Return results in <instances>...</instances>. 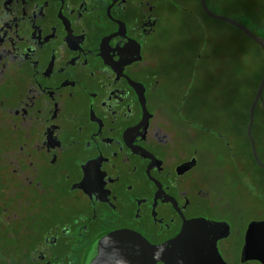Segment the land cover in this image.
<instances>
[{"label": "flooded vegetation", "instance_id": "af4514ba", "mask_svg": "<svg viewBox=\"0 0 264 264\" xmlns=\"http://www.w3.org/2000/svg\"><path fill=\"white\" fill-rule=\"evenodd\" d=\"M172 7L0 0V264H91L95 242L118 232L139 236L144 253L200 218L229 224L218 241L226 264H259L241 261L252 221L237 251L229 243L228 206L209 175L218 159L228 171L229 142L196 130L204 127L190 112L182 118L173 96L163 101L170 62L154 44L169 24L202 15ZM231 170L243 183L242 168Z\"/></svg>", "mask_w": 264, "mask_h": 264}, {"label": "rangeland", "instance_id": "374dc122", "mask_svg": "<svg viewBox=\"0 0 264 264\" xmlns=\"http://www.w3.org/2000/svg\"><path fill=\"white\" fill-rule=\"evenodd\" d=\"M171 3L177 9L182 8L186 10V13H192L190 16L201 15L197 0H171ZM208 5L213 13L236 21L243 19L236 10L244 8L255 14L260 13L264 17V0H208ZM174 7H172L175 10L173 12L177 13L178 11ZM201 21L205 29L203 33L200 32L201 30L197 31L194 27H185L180 23L169 24L166 34L158 42H155L154 53L157 58L170 62V65L166 67L169 71L165 70L168 73L170 96L163 101L168 105L173 96L172 99H175L177 103L176 109L178 105L184 106V112H181L182 118L185 111L186 113L190 112L191 115L195 112V117H201L202 113L213 111L215 108L210 104H212V97L216 95L231 99L225 109H220L216 104L215 116L217 118L215 121L220 131L226 135V140L235 156L227 164L228 171L221 172L220 166H217L220 160L217 158L216 167L210 165L208 168L212 169V173L209 175L213 178V186L216 183L222 192L218 193V202L228 206L226 216L232 223V235L228 241L235 246L237 251L241 243L242 231L248 222L264 221V173L250 160L249 151L244 141V117L242 114L244 112L242 107L245 100L244 95L246 90L250 92L254 88L252 76L261 69L262 57L252 49L247 40L225 23L214 22L202 15ZM247 21L250 29L259 34L258 25L249 19ZM239 46L241 47L238 52ZM249 50L254 53V57L250 59L247 55L244 56ZM251 72L254 73L250 76ZM179 80L182 81L183 91L177 85ZM176 95L183 96L181 103H179V98H175ZM201 103L204 104L203 107ZM196 105L200 106L201 112H197ZM208 125L204 126V130L202 128L196 130L200 132L211 130L212 123ZM260 131L264 132V127L260 128ZM256 139L259 140L257 137ZM257 147L264 155V135L263 138H260V146L258 144ZM262 160L264 162V156ZM202 164L204 168V161ZM232 165L240 166L244 171V176L240 177L244 184L232 177ZM231 193H235V199L231 200L228 197V200L227 196H230ZM238 231L239 235L237 236L235 233ZM8 254L6 250L2 253L6 256ZM11 254H17V251H13ZM247 264L256 263L249 262Z\"/></svg>", "mask_w": 264, "mask_h": 264}, {"label": "water", "instance_id": "95a60500", "mask_svg": "<svg viewBox=\"0 0 264 264\" xmlns=\"http://www.w3.org/2000/svg\"><path fill=\"white\" fill-rule=\"evenodd\" d=\"M203 14L216 22L228 24L239 30L253 41L264 55V39L255 35L238 21L211 12L206 0H199ZM264 75L260 80L250 104L245 134L255 164L264 171L252 136L255 110L258 103L264 112ZM229 235L227 222L205 218L185 223L179 234L168 244L160 247H147L148 252L140 251L141 238L132 233L118 232L98 239L91 247L88 259L91 264H226L218 249V241ZM144 243V242H143ZM151 253V254H149ZM241 261H257L264 264V221H252L248 224L241 250Z\"/></svg>", "mask_w": 264, "mask_h": 264}, {"label": "trees", "instance_id": "16d2710c", "mask_svg": "<svg viewBox=\"0 0 264 264\" xmlns=\"http://www.w3.org/2000/svg\"><path fill=\"white\" fill-rule=\"evenodd\" d=\"M200 12H201V10H200ZM236 12H237V14L240 17H243V19H242L243 21L242 20L241 21H238L239 23H241L242 25H244L246 28H248L255 35H257V36H259V37H261V38L264 39V17H262L263 16L262 14H260V13L255 14L253 11H249L246 8L241 9V10H236ZM201 14H202L203 17L207 18L202 12H201ZM207 19H209V18H207ZM248 19L251 22L253 21L254 23H256L258 25V28H259L258 32H259V34L255 33L253 30L250 29V27L248 26L249 25V23L247 21ZM209 20H211V19H209ZM214 22H216V21H214ZM219 23H221V22H219ZM182 24H183V21H182ZM183 25H185V27H189V28L190 27H194V28H196L197 31L198 30L199 31L201 30L200 32H202V33L205 30L201 19L200 20L185 21ZM226 25H228V24H226ZM228 26L231 27L233 30L237 31L241 35V37L243 39L247 40L251 44L252 49H254L256 51V53L260 54L261 57H262V67H261V69L257 72V74H255L254 76H252L253 77L254 88L250 92L245 89L246 90V93L244 95V99L245 100H244V102L242 104V107L244 109V112H242L243 117H244L243 118V121H244L243 122L244 123V128H243L244 141H245L246 147H247V149L249 151V157H250L251 162L260 171H262L255 164V162L252 159V156H251V153H250V148H249V142H248V139H247L246 134H245V128H246V125H247V118H248V111H249L250 104H251V102L253 100V97L255 95L256 88H257L260 80L262 79V77L264 75V55H263L261 49L253 41H251L246 36H244L239 30L235 29L234 27H232L230 25H228ZM240 47L241 46L238 47V52H239ZM246 55L248 56L249 59L251 57H254V53H253L252 50H249L247 54H244V56H246ZM253 73L254 72H251L250 76ZM181 84H182V81L179 80L177 82V85H178L179 88H180ZM222 99H224V100L222 101ZM230 100H229V97L227 98L225 96L223 98L221 96L218 97V95H216V96L212 97V101H211L212 104H210V105H212L216 109V107H217L216 104H217V105H219L220 109L221 108L225 109L230 104V102H231ZM263 100H264V90H263ZM221 101H222V103H221ZM201 105L203 107L204 104L201 103ZM198 109L200 110V106L199 105H196L197 112H201V110L199 111ZM215 109L213 110V108H210V110H213V111L206 112V114L205 113H202V115H205L204 117L202 115H201V117H196L197 118V122L200 123V125L202 127H204L206 125L209 126L208 124H211L212 123L211 128H215L217 130V132H219L220 134H222L225 137L226 135L220 131V128L217 127V122L215 121V119L217 118L215 116ZM194 113H192V116L193 117H195V114ZM217 113H221V112H217ZM263 127H264V112H263L262 106L260 105V103H258L257 106H256V110H255L254 123H253V128H252V136H253V139H254V142H255V146H256V148H257V150L259 152L260 161L261 162H263L262 158H263L264 155H263V152L260 153V151H259V149H258L257 146H258V144L260 146V138L261 137L263 138V135H264V132L263 131L262 132L260 131V128H263ZM256 137L259 138V140H257ZM262 172L264 173V171H262Z\"/></svg>", "mask_w": 264, "mask_h": 264}]
</instances>
